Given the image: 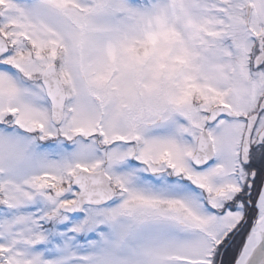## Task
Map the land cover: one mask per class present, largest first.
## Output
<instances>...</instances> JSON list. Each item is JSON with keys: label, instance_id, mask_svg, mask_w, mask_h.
<instances>
[{"label": "snow or ice", "instance_id": "1", "mask_svg": "<svg viewBox=\"0 0 264 264\" xmlns=\"http://www.w3.org/2000/svg\"><path fill=\"white\" fill-rule=\"evenodd\" d=\"M0 264H264V0H0Z\"/></svg>", "mask_w": 264, "mask_h": 264}]
</instances>
